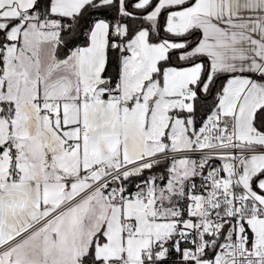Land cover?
<instances>
[{
    "label": "snow or ice",
    "instance_id": "1",
    "mask_svg": "<svg viewBox=\"0 0 264 264\" xmlns=\"http://www.w3.org/2000/svg\"><path fill=\"white\" fill-rule=\"evenodd\" d=\"M0 264H264V0H0Z\"/></svg>",
    "mask_w": 264,
    "mask_h": 264
}]
</instances>
